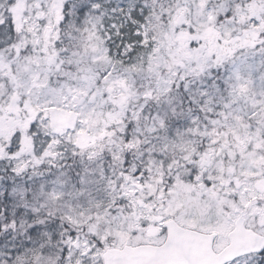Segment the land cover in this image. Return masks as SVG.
Segmentation results:
<instances>
[{"label":"snow or ice","instance_id":"snow-or-ice-1","mask_svg":"<svg viewBox=\"0 0 264 264\" xmlns=\"http://www.w3.org/2000/svg\"><path fill=\"white\" fill-rule=\"evenodd\" d=\"M0 264H264V0H0Z\"/></svg>","mask_w":264,"mask_h":264}]
</instances>
